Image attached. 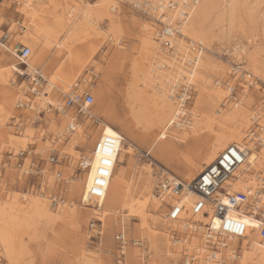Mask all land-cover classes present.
<instances>
[{"label":"bare ground","instance_id":"bare-ground-1","mask_svg":"<svg viewBox=\"0 0 264 264\" xmlns=\"http://www.w3.org/2000/svg\"><path fill=\"white\" fill-rule=\"evenodd\" d=\"M45 1L46 3H54V0ZM63 1L66 7L60 15L52 17L51 26H47L46 22L38 19L39 10L42 9L43 4L40 0L34 2L31 0V3L35 6L32 9L36 17L35 27L31 15L18 11L20 16L28 21V26L31 27L25 33L29 34L27 43L33 55L37 44L43 45V49H49L61 33L64 34L65 44H67L68 42L77 41L78 36L85 35L88 31L95 32L103 20L98 19V17L103 15L107 19L109 15L107 7L86 9L88 4L106 5L109 0H96L95 3L84 0ZM26 2L28 0H22L19 5ZM140 3L146 8L147 12L149 11L151 18L158 20L164 26L165 33L156 32L151 26L152 24L144 22L148 26L147 29H139L138 32L141 36V49L144 57L140 62L131 64L130 81L125 95L126 108L132 125L139 131L138 134L134 136L132 132L126 131L123 136L119 133L121 142L115 160L116 167L109 179L108 189L102 200L86 204L83 199L88 193V181L92 179V169L97 164L93 147L94 142L101 137L99 135V125L97 126L98 132L91 136L92 138L87 144L90 146L88 157L91 158L92 168L88 172H82L83 174L77 176V178L72 175L71 177L65 176V179L60 182V192L65 191L66 200L60 198L61 201H59L56 196L50 194L46 196L41 191L33 189V192H18L11 200L0 196V256L6 261V264H10V257L11 262L19 264L23 257L28 254L25 237H28V239L34 238L35 233L38 232L36 230L39 224L51 227V225L60 222L66 227L79 222L80 218L78 217V211H76L77 206L74 202L69 201L72 196L80 200L82 208H85L89 213L91 211V214L97 217L96 219L102 223L101 228L103 229L104 227L108 228L109 225H117L118 221L122 226H125V222L129 219L138 221L142 239H134V242H138L142 246L141 243L145 240L149 245V253H154V250L158 251L159 249L167 256L169 251L176 254L180 249H183L185 253L190 251L192 255L206 261V263L208 262V264H213L212 258L216 259L217 257L229 264H232L235 258L238 260L237 264H264V248H262L264 243L260 240L257 229L252 235L245 233L242 239L236 237L235 239L224 237L215 239L213 236L211 244L216 246L217 251L209 250L210 247L203 233L205 225L209 224L213 227L218 219H215L209 210H207L209 216L198 215L192 217L189 208L197 197L185 190L182 191L180 196L182 203L185 205V211L179 221L168 222L163 215L162 217L156 215V219H153L148 213L151 204L157 205V208L163 206L167 209L166 204H172L175 201L170 196L162 199L156 195L158 176L160 177L161 173L168 172L166 170L167 162H165L163 156V148L159 147L150 156L147 155L150 150L149 143L155 135L161 141L166 139L177 144H186L189 139H192L195 148L179 157L184 165L183 176L190 179V181L181 180L184 184L195 180L202 170L214 163L221 152L234 144L233 137L239 139L237 136L239 122L233 118L235 116L234 104L226 100L231 98L217 99L214 94L217 89H222V84L220 81H214L213 86V84H209L208 76L204 75L207 67H209V60L206 58L207 54L205 55V53L209 51L211 42L218 41L221 43L223 39L237 40L240 34H245L243 23L238 16L237 0H140ZM118 11L119 8L112 15L117 16ZM86 12L87 14H85ZM72 15L76 19L70 24L68 17ZM255 22L253 18L254 30L257 31V23ZM262 22L263 25L260 31L264 33V20ZM37 29L40 30L39 34H37ZM33 35L36 36V39L32 38ZM21 38H23V35ZM163 43H166L167 47H162ZM59 51H64V48ZM232 52L237 60H243L239 63L242 65L236 67L217 66L218 70L222 72L234 70L235 74H238V78L243 77L241 79L244 81L243 83L249 75L254 79H258L256 74L264 71V62L260 58L262 51L260 52L255 47L251 52H248L238 42H235ZM7 66H2L0 63V69L7 68ZM21 71L24 72L23 69ZM25 72L27 73L26 68ZM192 73H195L194 80ZM3 76L7 78V72L3 73ZM17 79V74L13 73L10 92L17 91ZM236 79L237 77L230 78L228 84ZM189 80H193V82L189 84ZM187 88H194L198 91L193 109L187 106L188 101L185 99L187 94L184 93ZM77 91H79V88H77ZM9 99H11V96ZM3 100V85L0 84V101ZM197 100L200 101L199 106H197ZM178 101L184 104L183 111H181ZM176 111H180L181 115L177 119V123L172 124L170 118L173 117ZM185 112L187 114H184ZM230 114H232L231 117ZM202 131L207 133V138H204V140H202ZM245 131H249V129H245ZM16 134H20L19 128H16ZM46 142L47 137H45ZM244 142L241 141V143ZM145 147L147 152L143 153L141 150ZM202 147H204L203 151ZM135 151L148 157L145 163L141 166L138 165V167L137 163L131 164L127 161L128 167L131 168L129 175H127L125 168L116 170L126 156H135ZM81 156L85 155L81 154L79 157ZM246 157H248V153H246ZM223 187L228 194L234 191L246 192L254 201L256 207L264 212V209L260 208L264 206V163L259 158L254 164L250 161V158L246 159L245 163L234 172L232 179L226 182ZM26 196L28 199L24 198ZM51 198L56 200L55 203L50 201ZM45 199H47V203L44 202ZM141 206L148 214L145 221H142L140 216L130 215L133 209L139 211ZM254 211L257 212L254 208L250 209L243 206L239 210L231 211L230 214L233 216L240 214L241 220L255 218L260 222ZM263 212H260L262 216H264ZM244 215L247 217H244ZM144 223L149 225L151 231L142 226ZM179 229L186 233L185 239L178 240L172 237L173 231ZM108 231L110 230L108 229ZM119 232L124 235L122 230ZM97 234L102 235L103 232L100 231ZM80 235L84 236V234ZM229 252H231L234 259H230ZM235 252H239V254L235 255ZM82 253L85 257L86 252ZM81 264L101 263L93 258H88L83 260ZM146 264H157V262L153 261L151 256H148Z\"/></svg>","mask_w":264,"mask_h":264},{"label":"snow or ice","instance_id":"snow-or-ice-1","mask_svg":"<svg viewBox=\"0 0 264 264\" xmlns=\"http://www.w3.org/2000/svg\"><path fill=\"white\" fill-rule=\"evenodd\" d=\"M141 6L140 0H129L127 5H122L119 0H109L106 5L88 4L86 9L107 7L109 10L107 20L110 23L106 38L112 39L117 46H123L126 36L136 38L137 27L146 30L148 26L138 19L134 12L132 15L125 14L120 17L112 15V13L117 8H125L127 13L128 7L134 10ZM34 7L31 0L22 5L14 4L13 0L0 2V49L3 52L0 59L7 60L8 65L7 68L0 69V84L3 85L4 96V100L0 101V196L7 197L8 200L18 194L25 184L30 189L34 185V190H39L46 196L48 194L59 196L60 182L65 179L62 171H70L66 162L68 164L75 163L80 153L86 150L96 125H99V135L103 139L97 140L100 151L95 152V155L97 164H99L101 152H107L109 158L104 160V170L101 172V175L107 176L109 174L107 169L116 159L121 140V136L113 124L116 115L105 100L103 86L97 88L95 85L88 86L85 82L83 86L77 85L76 88H72L63 79L59 69L54 73L46 72L38 59H31L33 52L28 50L27 43L29 34L24 33L23 38L17 34L22 29L19 28L15 18L9 15V12L16 10L31 15L35 27L36 17L32 12ZM98 19H104L103 15ZM39 32L40 30L37 29V34ZM32 38L36 39V36L33 35ZM17 42L25 45V49L28 50L26 57L16 56ZM21 63L26 67L31 83L17 84V91L10 92L13 73L23 74ZM5 72H7V78L3 76ZM40 76H42V80L38 78ZM192 76L194 80L195 73H192ZM256 76L258 79L249 75L245 83L240 85V94L233 105L235 109L233 118L239 122L237 130L239 139L233 137L235 143L229 146L232 157L236 160L250 158L253 164L258 158L264 163V71L257 73ZM193 80H189L188 83L191 84ZM234 93V85L229 83L222 89H217L214 95L217 99L223 100L225 97H232ZM10 96L11 99H9ZM177 103L183 111L184 104L179 101ZM199 103L200 101L197 100V106ZM180 115V111L174 112L173 117L170 118L172 124L177 123ZM231 116L232 114H230ZM16 128L20 129L19 135L16 134ZM245 129H249V131H245ZM45 137H47L46 143ZM241 141L245 142L241 143ZM29 145L39 146L35 147L33 153L28 150ZM77 146H80L79 152ZM22 150L27 153L28 158L17 162ZM245 152L248 153V157L240 155ZM7 153H14V155L9 156ZM57 156L59 163L53 168V162ZM222 158L227 159V156ZM9 159L12 163L4 162ZM96 171L97 169L93 167V178ZM209 182L205 181V183ZM88 191H93L92 179L88 181ZM98 194L103 195V193ZM24 198L28 199L27 196ZM83 199L85 203L88 202L87 196H84ZM44 202L47 203V199ZM223 203L227 205L229 201L224 200ZM177 212L178 210L174 211L171 216H176ZM130 215L140 216L141 220L145 221L148 214L141 206L139 211L133 209ZM142 226L151 231L147 223ZM219 226L218 222L213 225L215 228H219ZM244 226L264 231V220L257 222L253 219H244L237 223L234 231L243 234ZM205 239L207 240L208 237ZM185 254L192 255L190 251L185 253L183 249H180L176 254L169 251L167 256L174 257L175 264H185L182 259ZM229 257L234 259L231 252H229ZM9 259L10 264H14L11 262V257ZM216 259L219 264H225L219 257ZM168 264H172V261L170 260ZM187 264H191V260Z\"/></svg>","mask_w":264,"mask_h":264},{"label":"rangeland","instance_id":"rangeland-1","mask_svg":"<svg viewBox=\"0 0 264 264\" xmlns=\"http://www.w3.org/2000/svg\"><path fill=\"white\" fill-rule=\"evenodd\" d=\"M34 1L35 0H33V2ZM40 1L43 4L42 9L39 10L38 19L46 22L47 26H51L53 22L52 17H56L61 14V11L66 7L65 2L63 0H54V3L51 4L49 2L46 3L45 0ZM84 1L89 3L96 2V0ZM0 2H2V0H0ZM21 2L22 0H13V3L16 5L21 4ZM120 3L122 5H127L129 4V0H120ZM237 10L238 16L243 23L245 34H240L237 37V40L223 39L221 43L218 41H212L209 51L205 53V55L207 54L206 58L209 60V67L206 69L207 73L206 71L204 72V75L208 76L209 84H213L214 86V81H220L222 88L228 84L230 78L237 77L235 81L230 82L234 85L235 93L232 97H230L231 99H226L229 100V102H233V104L236 102L237 97L240 94V85L243 84L244 81L238 78V74H235L234 70L222 72L218 70L217 66L236 67L237 65H242L239 63L243 60H237L232 52L235 42H238L241 46H243L244 50L248 52H251V50L255 47L258 48L260 52L262 51L260 58L264 62V33L260 31V28L263 25L262 21L264 20V0H237ZM133 12L138 19L142 20V22L152 24L151 26H153L156 32L161 30L162 24L158 20L156 21L151 18L149 16V11L147 12L146 8L132 10L128 7L127 13L125 8H119L117 16L120 17L125 14L132 15ZM9 15L15 18L18 22L19 28L22 29V31L17 33L19 36H22L26 31L31 29V27L28 26V21L23 19L18 11L11 10ZM68 18L70 24H72L76 19L74 15L69 16ZM253 18L256 21L255 23H257V31L254 30L252 23ZM109 23L110 22L104 18L95 32L88 31L85 35L78 36L77 41L68 42L67 44H65L66 38L64 34L61 33L58 35L57 41L49 47V49H43V45L41 46V44H37L35 47V54L32 57L34 60L38 59L46 72L54 73L57 69H59L63 79L66 80L72 88H76L77 85L83 86L85 85V82H87L88 86L95 85L97 88L103 86L105 91V100L111 106L113 113L116 115V119L114 120L115 122H113L114 127L123 136L126 131L132 132L133 135L136 136L139 131L132 125L128 109L126 108L125 95L130 81V66L134 62H140L142 57H144L143 50L141 49V36H139L138 33L140 28L137 27L136 38L133 39L126 36L124 38L123 46H117L112 39L106 38ZM249 37H251V39H249ZM17 43L22 44L19 42ZM162 45V47H167L165 43ZM62 48H64V51L60 52L59 50ZM2 55L3 52L2 49H0V56ZM0 63L2 66L7 65V60L1 59ZM23 68L24 66L21 65V69ZM16 83H22V79L18 78ZM197 96L198 91L192 88L190 91V99L187 102V106L190 109L194 108L193 105ZM97 132L98 127H95L91 136ZM201 135L202 140L207 138V133L205 131H202ZM149 144L150 150L147 155L150 156V154L155 152L159 147L163 148V156L165 162H167V172L183 181H190V179H186L183 176L184 165L182 161H180L181 158L179 157L195 148L192 139H189L186 144H177L166 139L161 141L157 138V135H155L154 139ZM38 146L39 145H29L28 149L34 152L35 147ZM89 147L90 146L87 145L86 150L83 153H80V155L83 154L88 157V152H90ZM79 148L80 146L77 147L78 152ZM201 149L203 151L204 147ZM146 150L147 148L145 147V149L142 148L141 151L146 153ZM137 152L138 151H135V156H126L124 161L120 162L122 164L119 165L116 170L125 168L127 175H129L131 168L128 167L126 163L127 161L131 164L137 163V166H141L145 163L148 157L144 156L143 153ZM7 155L11 156L12 153H7ZM4 162L10 163L11 160L9 159ZM76 162L77 160L73 164H68V162H66V166L70 168V171H62V175L69 177L72 175L76 178L77 176L82 175L83 173L78 169ZM55 167L56 166L53 165V168ZM32 189H35L34 185L30 189L29 186L25 184L19 193H26L28 191L33 192ZM65 194V191H63V193L60 192V195L56 197L66 200ZM69 201L74 202L77 206L76 211H78V217L80 218L79 222L66 227L60 222L55 223L53 226L51 225V227L49 225L46 226L44 224H39L37 226L38 229L36 230L38 232L35 233L36 235L34 238L28 239V237H25L28 254L25 255L26 257H23L19 264H81L83 260L88 258H93L101 264H146L148 256H151L153 261H156L157 264H168L170 260L172 261V264H175L174 258L167 257L164 252L159 249L158 251L154 250V253L151 252V255V253H149V245L145 240H143L141 243L142 246L140 247L131 245L127 246L124 249L126 253L125 261L118 263L115 253V236L120 230H122L128 240H141L142 238L139 231L138 221L129 219L130 221L127 220L125 222V226H122L118 221L117 225H109L108 228L104 227L103 229L101 228V223L97 221V217L91 214V211L89 213V211H86L85 208L80 206V200L78 198L72 196ZM93 207L95 208V206ZM260 208L264 209V206H261ZM165 211V207L161 206L160 208H157V205L152 204L148 208V213L153 219H156V215H160L162 217ZM244 217L247 216L244 215ZM253 220L256 219L254 218ZM108 229L110 231L107 232ZM255 230L256 228L246 226L245 231L246 233L252 235L256 232ZM100 231L103 232V236L97 234V232L99 233ZM173 233L175 239L180 240L186 238V233H184L182 229L174 230ZM80 234H84V236H81ZM82 252H86L85 257ZM237 254H239V252H235V255ZM224 262L225 264H229L226 263V261ZM237 262L238 260L235 258L232 264H237ZM0 264H6V261L2 259V256H0Z\"/></svg>","mask_w":264,"mask_h":264},{"label":"built area","instance_id":"built-area-1","mask_svg":"<svg viewBox=\"0 0 264 264\" xmlns=\"http://www.w3.org/2000/svg\"><path fill=\"white\" fill-rule=\"evenodd\" d=\"M144 8L141 6L140 8H136L135 10H140ZM160 34L165 33L164 26H162L161 30L159 31ZM166 44V43H165ZM167 46V45H166ZM30 50V49H28ZM25 49V46L22 44L16 43L15 53L17 57L24 58L27 56V51ZM23 65V64H21ZM24 66V65H23ZM25 66L23 68V75H17L18 78L22 79V83L20 84H29L31 83V78L27 75L25 72ZM39 79H43L41 76L38 77ZM190 91L191 89L187 88V90L184 91L185 94H187V100L190 99ZM30 95V94H29ZM96 125L95 127H97ZM99 140H102V136L98 138ZM97 139V140H98ZM97 140L94 142L93 151L95 152L100 151L99 144L97 143ZM121 142V140H120ZM120 148V145H119ZM29 150V149H28ZM30 152H33L32 150H29ZM119 151V150H118ZM34 153V152H33ZM246 153L240 154L242 157H246ZM118 152L116 153L117 157ZM96 156V155H95ZM227 156V159H224L222 157ZM27 153H25L23 150L20 153V157L17 162L23 159H27ZM107 152H101V159L99 164H96L95 168L97 169L96 175L93 178V191H88L87 197L88 202L86 204L92 203V201L97 202L98 200H102L104 196L106 195L108 185H109V179L112 176L114 169L116 167L115 160L113 161L111 167L107 169L108 175L104 176L101 175V172L104 170V160L108 159ZM58 156L56 157V160L53 162L54 166H57L59 163ZM90 157L81 156L77 159V166L78 169L83 171H88V169L92 168ZM246 159L236 160L234 157L231 156L229 147H227L223 152H221L217 158L215 159L214 163L206 167L204 170H202L195 180L188 184H184L181 179H178L177 177L173 176L170 173H161V176H158V182H157V197L162 198L166 196H170L171 198H174L175 201L172 204H166V211L164 213L165 220L168 222H177L180 220L182 213L185 211V205L182 203V199L180 198L181 193L183 190L186 192H189L193 195H196L197 199L191 204L189 208V213L192 215V217H197L198 215H204L209 216L208 211L211 212L213 217L218 219L219 228H214L206 224L205 230H204V237H208L207 243L210 247L209 250L216 252L215 245L211 244V241L213 240V236L216 238L224 237L226 239L228 238H239L242 239L245 236L246 233V226H244V232L243 234L236 233L234 231L237 223L241 220V215H232L230 214L231 211L239 210L241 207L245 206L247 208H254L256 211H254L255 216L260 219V221L264 220V216L260 212H263L262 210H259V208L256 207L254 204V201L251 200L249 195L246 192L243 191H234L231 194H228L226 192V189L223 187V185L232 179L233 174L235 171L238 170L239 167H241L245 163ZM97 163V161H96ZM210 181L209 183H205V181ZM98 193H103V195H100ZM57 200L61 201L58 197ZM224 200H228L229 204L225 205L223 203ZM50 201L55 203V199L51 198ZM178 210L177 215L172 217L171 213ZM236 214V213H235ZM264 214V212H263ZM260 240L262 243H264V231L261 229H257ZM172 237L174 238V234H172ZM115 242H116V259L118 263H122L126 259V253L124 249L131 245V246H137L139 247L140 244L138 242H134V239L128 240V238L125 237L121 232H118L115 236ZM182 259L185 261V264L189 260H191V264H208L206 261L197 259L196 256L191 255L188 256L187 254L182 256ZM213 264H219V261L217 259L212 258ZM222 260V259H220ZM224 261V260H223Z\"/></svg>","mask_w":264,"mask_h":264},{"label":"crops","instance_id":"crops-1","mask_svg":"<svg viewBox=\"0 0 264 264\" xmlns=\"http://www.w3.org/2000/svg\"><path fill=\"white\" fill-rule=\"evenodd\" d=\"M101 227H102V223H101Z\"/></svg>","mask_w":264,"mask_h":264}]
</instances>
